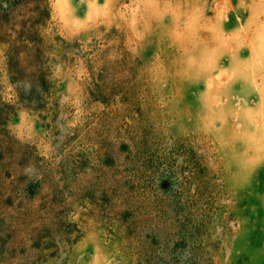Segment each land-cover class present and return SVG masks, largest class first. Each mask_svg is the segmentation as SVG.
<instances>
[{
    "label": "rangeland",
    "instance_id": "374dc122",
    "mask_svg": "<svg viewBox=\"0 0 264 264\" xmlns=\"http://www.w3.org/2000/svg\"><path fill=\"white\" fill-rule=\"evenodd\" d=\"M0 264H264V0H0Z\"/></svg>",
    "mask_w": 264,
    "mask_h": 264
},
{
    "label": "bare ground",
    "instance_id": "6f19581e",
    "mask_svg": "<svg viewBox=\"0 0 264 264\" xmlns=\"http://www.w3.org/2000/svg\"><path fill=\"white\" fill-rule=\"evenodd\" d=\"M63 1H64V0H62V4H63ZM59 2H60V1H59ZM59 4H61V3H59ZM62 6H64V5H62ZM65 10H66V8H65Z\"/></svg>",
    "mask_w": 264,
    "mask_h": 264
}]
</instances>
